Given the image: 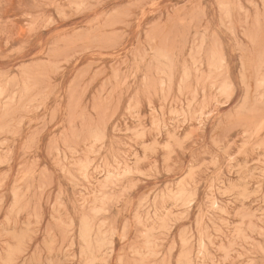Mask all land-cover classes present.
<instances>
[{"label": "rangeland", "instance_id": "obj_1", "mask_svg": "<svg viewBox=\"0 0 264 264\" xmlns=\"http://www.w3.org/2000/svg\"><path fill=\"white\" fill-rule=\"evenodd\" d=\"M0 264H264V0H0Z\"/></svg>", "mask_w": 264, "mask_h": 264}, {"label": "bare ground", "instance_id": "obj_2", "mask_svg": "<svg viewBox=\"0 0 264 264\" xmlns=\"http://www.w3.org/2000/svg\"><path fill=\"white\" fill-rule=\"evenodd\" d=\"M218 61V60H217ZM190 62V61H189ZM192 62V61H191ZM211 69V68H210ZM161 75V74H160ZM163 75V74H162ZM197 75V74H196ZM196 75H195V77H196ZM205 85V84H204ZM2 96V95H1ZM120 164V163H119ZM82 166V165H81ZM102 168V167H101ZM91 169V168H90ZM87 170V169H86ZM89 170V169H88ZM92 171H93V169H92ZM82 175H84V174H82ZM120 178V177H119ZM90 180V179H89ZM263 190V189H262ZM261 198V197H260ZM192 204V203H191ZM191 204H189V205H191ZM87 212V211H86ZM85 212V213H86ZM88 214V213H87ZM153 218V217H152ZM79 225V224H78ZM78 227V226H77ZM78 231V230H77ZM214 236H215V234H214ZM205 237V236H204ZM93 238V237H92ZM82 242V241H81ZM207 243V242H206ZM202 245V244H201ZM200 247H202V246H200ZM79 250V249H78ZM144 253H145V251H144ZM96 254V253H95ZM78 256V255H77ZM137 256V255H136ZM84 257V256H83ZM79 258V257H78Z\"/></svg>", "mask_w": 264, "mask_h": 264}]
</instances>
